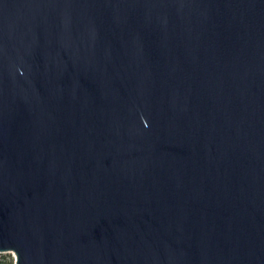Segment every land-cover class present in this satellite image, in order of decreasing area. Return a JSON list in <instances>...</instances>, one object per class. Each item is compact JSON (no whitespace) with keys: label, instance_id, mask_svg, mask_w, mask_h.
Listing matches in <instances>:
<instances>
[{"label":"water","instance_id":"1","mask_svg":"<svg viewBox=\"0 0 264 264\" xmlns=\"http://www.w3.org/2000/svg\"><path fill=\"white\" fill-rule=\"evenodd\" d=\"M0 253L264 264V0H0Z\"/></svg>","mask_w":264,"mask_h":264},{"label":"trees","instance_id":"2","mask_svg":"<svg viewBox=\"0 0 264 264\" xmlns=\"http://www.w3.org/2000/svg\"><path fill=\"white\" fill-rule=\"evenodd\" d=\"M0 264H15L14 257L0 253Z\"/></svg>","mask_w":264,"mask_h":264},{"label":"rangeland","instance_id":"3","mask_svg":"<svg viewBox=\"0 0 264 264\" xmlns=\"http://www.w3.org/2000/svg\"><path fill=\"white\" fill-rule=\"evenodd\" d=\"M4 254H6V255H11L12 257H14L13 254H11V253H4ZM14 260H15V259H14Z\"/></svg>","mask_w":264,"mask_h":264},{"label":"built area","instance_id":"4","mask_svg":"<svg viewBox=\"0 0 264 264\" xmlns=\"http://www.w3.org/2000/svg\"><path fill=\"white\" fill-rule=\"evenodd\" d=\"M12 254V253H11ZM14 256V255H13ZM14 259H15V256H14Z\"/></svg>","mask_w":264,"mask_h":264}]
</instances>
